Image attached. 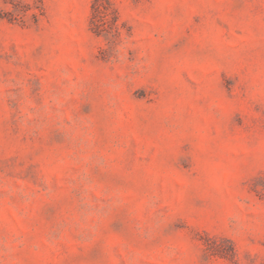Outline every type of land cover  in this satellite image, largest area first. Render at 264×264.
Here are the masks:
<instances>
[{"label":"rangeland","instance_id":"1","mask_svg":"<svg viewBox=\"0 0 264 264\" xmlns=\"http://www.w3.org/2000/svg\"><path fill=\"white\" fill-rule=\"evenodd\" d=\"M0 264H264V0H0Z\"/></svg>","mask_w":264,"mask_h":264}]
</instances>
